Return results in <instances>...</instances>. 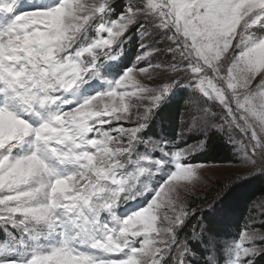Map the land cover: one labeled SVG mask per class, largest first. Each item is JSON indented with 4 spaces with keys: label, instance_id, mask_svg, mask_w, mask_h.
Returning a JSON list of instances; mask_svg holds the SVG:
<instances>
[{
    "label": "snow or ice",
    "instance_id": "1",
    "mask_svg": "<svg viewBox=\"0 0 264 264\" xmlns=\"http://www.w3.org/2000/svg\"><path fill=\"white\" fill-rule=\"evenodd\" d=\"M209 134L239 161L210 199ZM257 176L264 0H0V264H264V203L232 243L209 220Z\"/></svg>",
    "mask_w": 264,
    "mask_h": 264
},
{
    "label": "trees",
    "instance_id": "2",
    "mask_svg": "<svg viewBox=\"0 0 264 264\" xmlns=\"http://www.w3.org/2000/svg\"><path fill=\"white\" fill-rule=\"evenodd\" d=\"M182 104L179 100L174 101L162 112L163 119L167 121L171 126L176 129L179 123V114L181 113ZM160 119V118H159ZM203 160H211L214 162H229L231 161V149L218 137H210L209 148L205 150ZM209 199L214 193H207ZM205 196V195H204ZM260 197H264V177L257 176L251 179L247 183L241 184L234 189L224 200L223 206L226 212L233 213L234 222H230L228 225L220 226L218 223H214V214L209 217L211 226L214 229L217 236H230L233 231L239 230L245 226L246 221L253 210V204ZM200 204L204 201H200ZM222 208V205L220 206ZM216 209H218L216 207ZM206 220V224L209 223ZM196 223V220L194 221Z\"/></svg>",
    "mask_w": 264,
    "mask_h": 264
},
{
    "label": "rangeland",
    "instance_id": "3",
    "mask_svg": "<svg viewBox=\"0 0 264 264\" xmlns=\"http://www.w3.org/2000/svg\"><path fill=\"white\" fill-rule=\"evenodd\" d=\"M122 2H123V0H121V3ZM117 11H119V9H117ZM137 43H138V40L136 38V34L134 33L133 39L125 47V51L127 53L126 59L128 61H131L134 59V56L137 53ZM192 95L193 94L191 92V89H187V88H185L184 90L181 89L178 91L176 98L171 102V103H173L174 101L179 100L183 106L181 109V113L179 114V123H178V126H176V129H174L171 126V124H169L167 121H165L163 119V115L161 113L160 116L158 117V118H160L159 119L160 122L158 120V124H157L158 130H155V128H154L153 131L154 132H160L161 129H163L164 133L167 136L174 138L180 130V125H181L182 121L185 119V113L187 111L186 105L189 103V100L192 98ZM212 136L220 138L225 143L224 139H222L219 135L209 134V137L207 139V143L205 144V146L201 150L193 153V156H192V163H199V164H204L207 166L206 178H210L208 181V187H209L208 192L204 191V189L206 187L204 184L198 185L196 187V189H194V194L197 197H201V198L204 197V195H207V193H210L211 192L210 189L212 187L218 186L217 185L218 180L221 182L227 183L228 181H227L226 177L229 175V173L225 172L224 169H227L230 166H237L239 163L238 158H235V155H234V152L232 151V149H231L232 157H231V161H229V162H220V161L214 162L211 160H203V155H204L203 152L205 150H208L209 139ZM154 138H156V137H154ZM197 139H201V137H190L187 139V143L192 144ZM202 200L203 199H198L196 202L199 203ZM261 203H264V197H260L257 201L254 202L253 208H252L253 210L251 211L249 217L252 215H258L259 210H260L259 205ZM221 205H222V208L220 207ZM217 208L218 209H216V212L214 214V220H215L214 223H218L222 227L224 225L230 224V222H232V221L234 222V219H235V218H233L234 214L230 213V212H226L224 210L223 203L218 205ZM249 217H248V219H249ZM248 219H247L246 223L248 222ZM194 221L195 220H193L192 224L189 225V228L187 231L190 232L192 226L196 224V223H194ZM242 229H244V226ZM3 239H6V236L4 235V233L0 232V241H2Z\"/></svg>",
    "mask_w": 264,
    "mask_h": 264
}]
</instances>
